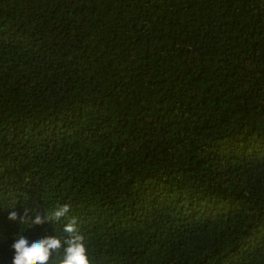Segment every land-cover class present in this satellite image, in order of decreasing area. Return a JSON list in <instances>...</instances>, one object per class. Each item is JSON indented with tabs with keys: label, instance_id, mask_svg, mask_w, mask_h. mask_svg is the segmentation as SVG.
Here are the masks:
<instances>
[{
	"label": "trees",
	"instance_id": "1",
	"mask_svg": "<svg viewBox=\"0 0 264 264\" xmlns=\"http://www.w3.org/2000/svg\"><path fill=\"white\" fill-rule=\"evenodd\" d=\"M73 218L90 264H264V0H0V264Z\"/></svg>",
	"mask_w": 264,
	"mask_h": 264
},
{
	"label": "clouds",
	"instance_id": "2",
	"mask_svg": "<svg viewBox=\"0 0 264 264\" xmlns=\"http://www.w3.org/2000/svg\"><path fill=\"white\" fill-rule=\"evenodd\" d=\"M69 211V205H62L47 216L37 215L32 224L42 225L53 219L59 220ZM23 218L24 216L15 210L8 212L9 220L18 222ZM62 232L64 234L62 237L48 235L31 242L26 236H20L11 245L13 250L11 264H48L53 253L61 251L63 257L60 264H90L84 237L79 232L74 218L63 226Z\"/></svg>",
	"mask_w": 264,
	"mask_h": 264
}]
</instances>
